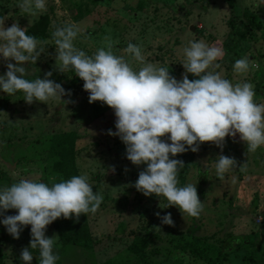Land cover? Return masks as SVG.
<instances>
[{
    "label": "rangeland",
    "instance_id": "374dc122",
    "mask_svg": "<svg viewBox=\"0 0 264 264\" xmlns=\"http://www.w3.org/2000/svg\"><path fill=\"white\" fill-rule=\"evenodd\" d=\"M18 3L0 0L5 27L19 23L27 34L48 42L36 64L25 66V78H44L52 71L48 78L71 91L70 97L61 99L72 102L50 99L47 104H28L22 92L8 95L0 89V187L20 179L51 184L87 175L94 192L103 195L99 210L87 214L91 246L61 241L58 227H66L68 219L61 217L47 226L45 235L55 236L54 251L60 257L56 264H264V146L249 153L237 134L235 140L225 138L222 150L204 142L198 152L171 157L185 165L178 172V186L196 185L204 207L198 218L177 206L161 207L167 204L164 197L145 196L134 187L146 165H133L126 157V145L108 134L109 129L116 131L114 110L100 101L89 103L84 81L74 70L56 69L52 39L54 26L76 24L83 31L74 45L86 54L106 49L105 37H110L114 54L124 56L138 70L142 65L125 52L133 43L142 46L149 62L168 67L178 81L185 73L183 48L189 41L203 40L225 52L215 71L233 84L252 83L255 101L264 103V4L260 0H47L46 12L29 16ZM244 57L254 66L236 73L233 65ZM6 71L0 54V75ZM187 75L190 80L198 78ZM59 145L73 146L74 175L58 167L67 153L63 149L56 154ZM221 154L237 160L224 180L215 169ZM157 212L161 217L170 212L175 226L163 224ZM15 214V209L4 213ZM30 229L25 226L20 238L14 239L0 223V264H25L20 254L23 248L30 249ZM30 251L31 264H39V250Z\"/></svg>",
    "mask_w": 264,
    "mask_h": 264
},
{
    "label": "clouds",
    "instance_id": "9594fccd",
    "mask_svg": "<svg viewBox=\"0 0 264 264\" xmlns=\"http://www.w3.org/2000/svg\"><path fill=\"white\" fill-rule=\"evenodd\" d=\"M260 3L264 4V0ZM17 7L24 14L36 16L47 11V0H19ZM6 19L0 17V54L7 68L0 75V89L8 95L22 92L28 104H47L50 99H58L60 104L72 102L61 99L70 97L71 91L48 78L52 71L46 72L44 78H25V66L36 64L48 42L27 34L19 23L5 27ZM54 29L56 69L61 73L74 70L84 81L89 103L100 101L114 110L116 131L109 129L108 134L118 136L126 145V157L133 165H146L134 187L145 196L164 197L167 204L161 207L177 206L194 218L204 207L196 185L178 186V172L185 165L183 160L171 157L189 150L198 152L204 142H212L222 150L225 138L235 140L237 134L249 153L264 146V103L255 101L252 83L233 84L215 71L220 67L217 61L225 55L222 48L209 46L203 40L189 41L181 61L185 73L178 81L168 67L149 62L142 54V46L129 43L125 49L142 65L135 70L124 56L114 54L110 37H105L107 50L100 47L90 56L74 45L83 31L78 25L70 23ZM252 66L244 57L237 59L233 68L242 74ZM188 73L198 78L190 80ZM236 167L234 157L219 155L217 177L224 180L225 174ZM111 170L114 172L115 167ZM102 202L103 195L94 192L87 175L51 184L20 179L0 187V223L14 239H19L24 227L30 225V249L39 250V264H56L60 257L54 251L55 236L45 235L47 226L61 217L75 216L78 220L81 214H95ZM9 209L17 210V214L4 215ZM156 215L163 224L175 226L170 212L162 217L159 212ZM30 249L21 251L20 259L25 264L33 260Z\"/></svg>",
    "mask_w": 264,
    "mask_h": 264
},
{
    "label": "trees",
    "instance_id": "16d2710c",
    "mask_svg": "<svg viewBox=\"0 0 264 264\" xmlns=\"http://www.w3.org/2000/svg\"><path fill=\"white\" fill-rule=\"evenodd\" d=\"M70 135H73V132H71ZM72 148L73 146L62 147L59 145L54 149L56 154H60L63 149L67 150V153L64 152L62 155L63 162H66L61 163L60 161L57 165L60 169H63L64 167V169L67 170L66 173L68 175H74L76 173L75 164L73 162L74 149ZM58 228L61 234V241L64 244H81L88 247L92 245L87 214H81L78 220L75 218V216H73L72 218L68 219V225H66V227L60 225Z\"/></svg>",
    "mask_w": 264,
    "mask_h": 264
},
{
    "label": "water",
    "instance_id": "95a60500",
    "mask_svg": "<svg viewBox=\"0 0 264 264\" xmlns=\"http://www.w3.org/2000/svg\"><path fill=\"white\" fill-rule=\"evenodd\" d=\"M192 29H194V26L191 27ZM60 111V108L57 109V113H59Z\"/></svg>",
    "mask_w": 264,
    "mask_h": 264
}]
</instances>
